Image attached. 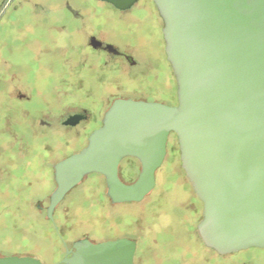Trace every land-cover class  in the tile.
I'll list each match as a JSON object with an SVG mask.
<instances>
[{
    "label": "water",
    "instance_id": "95a60500",
    "mask_svg": "<svg viewBox=\"0 0 264 264\" xmlns=\"http://www.w3.org/2000/svg\"><path fill=\"white\" fill-rule=\"evenodd\" d=\"M126 10L137 0H101ZM162 20L165 55L176 81V104L116 99L78 152L54 166L47 217L88 174L104 177L112 203L138 202L155 186L168 137L202 202L197 224L220 254L264 249V0H153ZM127 157L136 179L118 176ZM125 239L83 238L64 264H131ZM68 253V252H67ZM0 264H43L30 256Z\"/></svg>",
    "mask_w": 264,
    "mask_h": 264
},
{
    "label": "flooded vegetation",
    "instance_id": "af4514ba",
    "mask_svg": "<svg viewBox=\"0 0 264 264\" xmlns=\"http://www.w3.org/2000/svg\"><path fill=\"white\" fill-rule=\"evenodd\" d=\"M71 1L0 0V28H20L27 25L35 32H44L0 33V199L5 201L0 205L1 212H10L13 209L14 200L8 199L14 195L17 198L21 197V205L26 210L30 206L28 203L31 199L27 191L31 181H44L48 170L52 171L51 178L55 188V164L79 150L72 148L74 145L65 151L62 148L52 147L53 151L48 153L43 146L47 143L46 140L55 138L56 134L76 135L87 131L86 145L89 134L94 130L90 120L92 118L91 102L109 103L96 129L101 125L104 112L116 99L156 101L152 97L153 87L156 86L159 78L158 62L154 60L156 54H161V61L167 69L168 78L172 83L175 80L165 55L162 32L106 33L104 28L96 29L94 26V19L97 16L94 13V6H90V28L86 30L84 10L74 7ZM92 1L108 6L114 11L115 19L122 18L138 5L145 8L147 13H151L152 20L155 17L160 18L153 0H137L126 10L117 9L101 0ZM42 2L63 3L68 15L73 21L80 22V26L70 29L68 20L64 22L57 19L54 14H51L52 9L43 7ZM31 6L32 9H30ZM104 20H111L110 15L105 16ZM80 31L82 33H79ZM77 138H74V144L78 141ZM56 154H58L57 158H55ZM131 159L137 161L134 158ZM120 164L118 167L120 180L126 184L133 182L138 174L135 178L124 179L120 175ZM180 168L182 169L181 166ZM183 174L186 177L184 171ZM88 175L64 195L55 206L52 218L59 209L61 212H71L74 207L80 206L76 188ZM97 175L101 180V195L97 197L98 193L95 194V191H92V194L102 203V213L108 214V207L122 203L111 202L107 195L104 177ZM186 179L189 182L187 177ZM189 185L195 203L185 199L180 202V206L187 210L181 216L182 219L187 217L184 221V224L187 223L186 227L192 225V229H189L192 237L180 243V249L175 250L173 244L160 242L157 238H144L142 226L135 225L133 232L126 233L121 230L116 234L112 232V236L104 238L84 235L68 243L60 237L63 256L53 264H64L62 260L70 257L71 252L74 251L73 243L83 238L93 243L118 239L129 241L133 247L131 264H195V262L198 264H264V261L255 262L250 258L239 256L246 249L220 254L204 244L197 230L203 205L190 182ZM54 188L48 196L47 203H42L41 195L33 197L35 200L31 207L38 213L44 212L47 219H49L47 207ZM147 195L138 202H142ZM50 221L53 222V220ZM54 227L57 231V226L54 225ZM167 227L170 229V226ZM106 230H109V225ZM8 256L37 258L29 252L18 254L0 250V257Z\"/></svg>",
    "mask_w": 264,
    "mask_h": 264
},
{
    "label": "rangeland",
    "instance_id": "374dc122",
    "mask_svg": "<svg viewBox=\"0 0 264 264\" xmlns=\"http://www.w3.org/2000/svg\"><path fill=\"white\" fill-rule=\"evenodd\" d=\"M71 3L74 7H80L84 10L86 30L90 28V6H94V13L97 14L94 19V26L96 29L104 28L106 33L162 32L163 23L161 19L155 17L152 20L150 18L152 17L151 13H147V10L142 8L141 5L133 8L122 18L115 19L114 11L106 5L97 4L92 0H72ZM41 4H43V7L51 8V14H54L57 19L64 22L68 20L70 29L80 26V22L73 21L68 15L63 3L46 4L42 2ZM30 9H32V6ZM31 13H33L32 10ZM109 15L111 20H104L105 16ZM0 33L44 32H35L31 27L24 25L20 28L1 27ZM154 60L158 62L159 78L156 86L153 87L154 94L152 97L158 102L174 105L176 102V81L174 80L172 83L171 79L168 78L167 69L161 61V54H156ZM108 105V102L95 101L90 103L92 112L90 120L94 129L100 124L102 113ZM87 135V131L76 135L59 133L54 136L55 138L46 140L47 143L43 147L48 153L53 151L52 147L62 148L65 151L73 145L72 148L80 150L85 145ZM59 137L61 138L58 139ZM75 137H78V141L74 144ZM4 141H8V139H4ZM57 157L58 154L55 158ZM180 166L177 139L174 134H170L164 160L155 172V187L142 202L110 206L108 207V214L102 213V203L94 198V194H92V191H95V194H99H97V197H100L101 180L97 174L92 173L76 188L80 206L77 205L71 212L57 210L53 214V222L46 218L44 212L38 213L31 207L34 205V196L41 195L42 203H47L48 196L54 188V182L51 178L52 171L48 170L46 171L47 178L44 181H31L27 191L31 199L28 203L30 206L26 210L21 205V197L17 198L16 195L8 199L9 201L14 200L15 205H13L14 207L10 212H1L0 208V250L6 253L18 254L29 252L43 263L53 264L63 256V245L60 237L68 243L84 235L93 238H104L112 236V232L116 234L121 230L126 231V233L133 232L135 225L142 226L144 238H157L160 242L173 244V249L178 250L180 243L185 242L188 237H192V233L189 232L192 225L186 227L187 223L184 224V221L187 217L182 219L181 216L187 210L181 208L180 202L186 199L195 203L193 192L190 191L191 186ZM139 168L137 161L126 158L120 164V175L127 180L135 178ZM3 202L5 201L0 199V205ZM54 225L57 226V231ZM108 225L109 230H106ZM167 226H170V229ZM187 230L188 233L186 234ZM239 256L250 258L255 262L264 261V250L249 248L243 250ZM195 264H198V262H195Z\"/></svg>",
    "mask_w": 264,
    "mask_h": 264
}]
</instances>
